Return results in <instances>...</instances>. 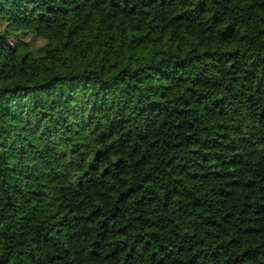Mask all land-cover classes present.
<instances>
[{
    "label": "trees",
    "instance_id": "1",
    "mask_svg": "<svg viewBox=\"0 0 264 264\" xmlns=\"http://www.w3.org/2000/svg\"><path fill=\"white\" fill-rule=\"evenodd\" d=\"M0 264H264V0H0Z\"/></svg>",
    "mask_w": 264,
    "mask_h": 264
}]
</instances>
